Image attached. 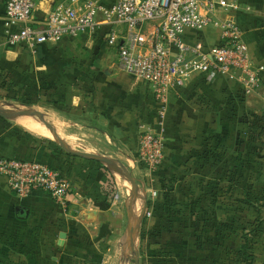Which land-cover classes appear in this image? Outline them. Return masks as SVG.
Wrapping results in <instances>:
<instances>
[{"label": "crops", "instance_id": "crops-1", "mask_svg": "<svg viewBox=\"0 0 264 264\" xmlns=\"http://www.w3.org/2000/svg\"><path fill=\"white\" fill-rule=\"evenodd\" d=\"M64 1L37 0L35 19ZM4 4L0 0V82L17 89L25 80L35 95L47 88L59 101L44 107L66 111L73 119L68 124L85 140L72 149L64 143L70 133L56 132L60 142L54 141L33 120L20 119L25 130L45 138L39 139L19 135L7 118L0 119V156L46 163L78 193L63 206L41 192L20 202L0 179V264H102L117 246L118 252L126 250L123 238L116 239L121 221L130 222L134 211L140 217L152 203L146 234L156 241L145 245L141 240L143 264H242V236L254 222L261 223L251 234L254 264H264V68L262 83L250 95L243 94L239 80L193 74L169 93L160 122L151 87L118 70L114 51L106 48V27L98 36L66 39L33 52L5 43ZM226 5L227 12L216 7L211 14V24L200 33L202 44H219L220 25L235 23L253 65H264V0H227ZM198 35L188 29L184 38L193 44ZM67 77L72 80L61 81ZM141 126L165 144L154 201L136 160ZM248 128L263 132L244 135ZM130 180L134 191L143 189L140 204H129ZM18 208L25 209L24 218Z\"/></svg>", "mask_w": 264, "mask_h": 264}, {"label": "built area", "instance_id": "built-area-1", "mask_svg": "<svg viewBox=\"0 0 264 264\" xmlns=\"http://www.w3.org/2000/svg\"><path fill=\"white\" fill-rule=\"evenodd\" d=\"M36 1L5 0L7 45L35 52L39 46L62 40L98 36L106 27V48L114 51L118 70L151 87L160 122L166 114L169 93L181 88L193 74L213 81L239 80L244 95L252 94L262 83L260 70L264 65H253L237 24L220 25L219 44L206 47L201 42L200 33L211 24L216 7L228 11L227 0H65L39 21L34 17ZM188 29L199 34L193 44L184 38ZM143 128L136 134V160L154 201L166 150L161 136ZM0 179L20 202L37 192L60 206L70 196L78 198L74 183L41 161L0 156ZM148 208L143 219L152 216Z\"/></svg>", "mask_w": 264, "mask_h": 264}, {"label": "rangeland", "instance_id": "rangeland-1", "mask_svg": "<svg viewBox=\"0 0 264 264\" xmlns=\"http://www.w3.org/2000/svg\"><path fill=\"white\" fill-rule=\"evenodd\" d=\"M1 81L2 82H0V109L7 111L11 114H16L17 112H21V111L39 112L43 115L45 122L55 132H58L60 136L61 135L62 137L64 135L67 136V133H70L69 135L70 141L64 142L68 148H72V149L77 148V146H75L76 145L75 142L84 143L81 140H85V137L82 136V133L81 134L78 133V131H80L78 130V127L71 126L68 124L69 123L68 121L71 122V120L73 119L68 118L66 111L62 110V108L59 106L57 108L52 107L53 109H50V107L49 108L44 107L45 103L48 102V100L44 95L42 96L40 94V91L45 89V87L40 88L38 95L37 94L35 95L32 91H30V87L27 81L25 80H23L20 83L21 87L16 85L17 89H15L13 84L10 83L9 81H4V80ZM1 118L2 117H0V119ZM20 119H26V120L31 119L29 121H31L32 123L36 122L38 124V127H40L41 129L48 130V128H46L40 122L38 117H32V116L8 117L7 122H9L10 124L9 128L14 130V132H17L19 135L33 136L39 139H45L42 136L30 133L27 130H25L23 126H21ZM48 131L52 134L50 130ZM78 138L80 140H78ZM53 140L55 141L56 139L53 137ZM125 189H126V185L124 183V187L122 191H124ZM128 189H129L128 194L130 196L129 204L130 202L134 204H140L141 198L143 197V189L141 188V186H136V189L135 191L133 190V192L130 190L129 186ZM159 192L160 191H158L156 200L158 199ZM136 207L137 206H133V209L134 208L136 209ZM118 210H120L124 214L125 209L122 210L118 208ZM150 218L143 219L138 217L137 211L133 212L130 222L126 221V219L124 218L123 222L121 221V223L117 227V231L119 233L116 239L123 238L122 241H123V245L126 247V250L124 252L121 247V249H119L120 252H118V246H117L115 253L112 254L109 251L102 264H143L144 260L146 259L145 257L146 255L143 256L144 254L141 253V244H143L141 240H143L145 245L150 244L149 242L156 241L155 236L149 235L148 237L146 234L147 232L146 229L148 228L147 226L149 225ZM115 240L109 245L110 247L112 246V249ZM154 245L156 246L155 243L152 246ZM112 249L110 250L112 251ZM151 249L154 248L151 247ZM150 259L152 261L151 257Z\"/></svg>", "mask_w": 264, "mask_h": 264}, {"label": "trees", "instance_id": "trees-1", "mask_svg": "<svg viewBox=\"0 0 264 264\" xmlns=\"http://www.w3.org/2000/svg\"><path fill=\"white\" fill-rule=\"evenodd\" d=\"M39 47H41V46H39ZM66 80H72V79L70 77H67V78L62 79L61 81L63 82V81H66ZM40 94L42 96L44 95L46 97V99L48 100V102H46V103H58V101H59V100H55L54 101V99L52 98L51 91H49L47 88H45L42 91H40ZM263 130L258 129V128H250V129L248 128V130L244 133V135H247V133H249L251 135L252 134H259L260 135V133H262ZM244 135L243 134H240V139H243L244 138ZM160 180H161V176H160ZM262 195H264L263 192H262ZM263 198H264V196L262 197V199ZM258 201H260V200H258ZM248 223L249 222H247V224ZM257 223L258 222H254L252 230L248 231L247 234H244L242 236V244H241V246L239 248V251H238V256L241 258L242 264H254L255 263L256 255H255L254 249H253V247L251 245L252 244L251 243V237H252L251 234L256 233V232L259 231V228L261 226V223H258V224ZM238 226H241V225H238ZM244 230L245 229L243 227L242 231H244Z\"/></svg>", "mask_w": 264, "mask_h": 264}, {"label": "water", "instance_id": "water-1", "mask_svg": "<svg viewBox=\"0 0 264 264\" xmlns=\"http://www.w3.org/2000/svg\"><path fill=\"white\" fill-rule=\"evenodd\" d=\"M12 116H32V117H38L39 120H40V122H41L46 128H48V130H50V131L52 132L54 138H55L58 142H60L59 139H58V137H57V135H56V132H55V131H54V130H53V129H52V128L46 123V122H45L44 117H43V115H42L41 113H39V112H35V111H21V112H17L16 114H11V113H9V112H7V111H4V110L0 109V117H2V118H8V117H12ZM78 155H80V154H78ZM98 160L107 163L106 160H102V159H98ZM130 183H131L132 188H133V190H134V184H133L132 180H130ZM17 213H18V217H19V218H24V216H25V214H26L24 208H18V209H17ZM142 214H143V213H142ZM142 214H141L140 218H142ZM61 238H63V236H61Z\"/></svg>", "mask_w": 264, "mask_h": 264}]
</instances>
